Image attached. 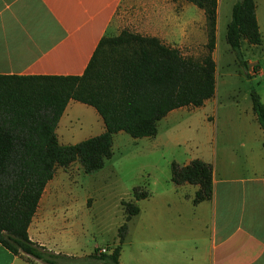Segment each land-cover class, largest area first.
Wrapping results in <instances>:
<instances>
[{"label":"trees","instance_id":"16d2710c","mask_svg":"<svg viewBox=\"0 0 264 264\" xmlns=\"http://www.w3.org/2000/svg\"><path fill=\"white\" fill-rule=\"evenodd\" d=\"M203 10L214 29L217 0H185ZM254 0L232 6L226 42L237 51L242 41L261 43ZM213 31V30H211ZM133 44V47H131ZM214 49L213 37L207 44ZM216 65L208 56L201 64L183 58L156 38L121 33L102 37L79 76H0V245L11 254L40 264H119L120 246L108 254L85 258L54 254L32 242L28 227L47 183L57 168L79 163L87 174L98 171L112 156L113 138L123 132L133 139L154 138L157 124L179 108H200L215 94ZM70 101L89 106L101 118L104 131L73 145H62L57 124ZM252 110L264 133V104L252 97ZM212 168L194 159L170 164L174 185L197 186L192 204L212 199ZM136 201L148 197L133 189ZM125 222L139 213L122 203Z\"/></svg>","mask_w":264,"mask_h":264},{"label":"rangeland","instance_id":"374dc122","mask_svg":"<svg viewBox=\"0 0 264 264\" xmlns=\"http://www.w3.org/2000/svg\"><path fill=\"white\" fill-rule=\"evenodd\" d=\"M238 1L217 0L214 29L208 26L203 10L186 2L194 6L191 38L182 39L181 32L177 30L175 47L167 46L198 64L210 56L216 65L214 97L203 110L187 108V116L192 114L195 121L182 138L174 139L178 146L164 139L162 129L157 140L133 139L120 132L113 138L111 158L98 171L87 174L77 162L56 169L44 197L59 195L72 201L71 205L75 207L70 215L64 216L66 225L58 217L56 226L65 227L50 243L62 255L85 258L96 249L98 255H108L119 245V260L124 264H161L168 263L166 255L171 246V260L176 259L175 264H186L180 262V259L185 260L184 254L190 258H206L208 224L196 223L199 215L191 201L187 198L177 200L172 194L169 186L170 162L177 161L182 153L187 156L198 154L210 160L212 171L217 175L225 164L243 165L256 158L260 136L252 110V97L257 95L264 104V0H254L260 45L242 41L239 49L233 51L226 42V28L231 20L232 6ZM131 16L132 13L118 12L113 36L122 32L141 36L138 29L130 24L124 25ZM201 16L202 20L199 19ZM211 37L214 49L210 52L207 44ZM72 105L77 108H72ZM84 109H90L95 114L92 108L83 104H71L75 114L68 125L76 129V136L60 141L62 144L78 143L96 134L95 130L92 131L96 125L94 118ZM175 119L181 121L179 116ZM134 188L146 191L148 199L136 201ZM126 202L135 204L141 212L163 214L162 222L166 229L156 236H144V233L140 236L137 217L134 216L126 222L127 232L119 243L118 231L126 216L122 203ZM52 228L51 225L49 230L52 231ZM101 249H105L106 253Z\"/></svg>","mask_w":264,"mask_h":264},{"label":"crops","instance_id":"0c3cea01","mask_svg":"<svg viewBox=\"0 0 264 264\" xmlns=\"http://www.w3.org/2000/svg\"><path fill=\"white\" fill-rule=\"evenodd\" d=\"M193 9V5L182 0H0V76L81 75L100 39L106 34L113 36L118 12L132 13L124 25L130 24L138 29L141 36L156 38L165 46L175 47L177 30L181 32L182 39L187 36L191 38ZM199 19L202 20L203 16ZM208 101L202 107L192 109L203 110ZM73 102L68 103L56 127L60 144V141L76 136V129L68 125L75 114L71 110ZM84 110L92 114L96 124L92 130L96 134L88 138L101 134L104 131L101 118L94 109L95 114L90 109ZM187 110H173L160 120L154 140H157L159 130L162 129L164 139L178 146L174 139L182 138L195 121L192 114L187 116ZM176 116L181 121H177ZM258 131L260 145L257 147L256 158L243 165L225 164L217 175L213 172L212 199L193 205L199 215L196 223L208 224L209 246L206 258H190L184 254L185 260L180 259L181 263L264 264V134L259 127ZM204 157L182 153L173 162L184 166L194 159H200L210 164V160ZM51 181L44 189L27 233L32 242L49 252L61 254L50 243L55 240L57 232L65 227L56 226L58 217L66 225L64 216L70 215L75 207L71 205L72 201L59 195L44 197ZM169 184L177 200L187 198L192 203L197 186H177L171 180ZM163 216L156 212H141L139 209L136 217L140 236L141 233L144 236L161 234L166 229L162 222ZM51 225L52 231L49 230ZM168 230L171 231L170 228ZM166 256L168 263L161 264L175 262L176 259L171 260V246ZM119 263L124 264L121 260ZM0 264L40 263L28 262L0 245Z\"/></svg>","mask_w":264,"mask_h":264},{"label":"built area","instance_id":"2783aa9c","mask_svg":"<svg viewBox=\"0 0 264 264\" xmlns=\"http://www.w3.org/2000/svg\"><path fill=\"white\" fill-rule=\"evenodd\" d=\"M101 252L106 253V250L105 249H101Z\"/></svg>","mask_w":264,"mask_h":264}]
</instances>
